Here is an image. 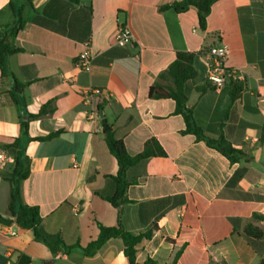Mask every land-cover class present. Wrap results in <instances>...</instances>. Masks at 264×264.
I'll use <instances>...</instances> for the list:
<instances>
[{
    "label": "crops",
    "instance_id": "obj_1",
    "mask_svg": "<svg viewBox=\"0 0 264 264\" xmlns=\"http://www.w3.org/2000/svg\"><path fill=\"white\" fill-rule=\"evenodd\" d=\"M50 1L0 0V25L13 20L10 4L23 6L26 21L14 40L21 52L8 57L6 74L0 71V152L12 159L5 146L22 138L21 123L28 115L45 108V115L28 120L27 135H58L24 143L29 176L20 185V198L38 207L40 233L59 237L67 249L53 253L30 230L18 227L9 236L10 225L0 223V264H128L120 239L108 240L92 256L76 247L97 237V224H116V210L104 198L116 191L112 177L118 165L104 142L102 120L129 155L139 154L151 138L165 152L138 162L125 175L124 230L133 235L147 231L167 206L158 229L137 246L138 263L149 258L170 264L181 250L176 264H258L264 258V222L253 215L264 216V0L262 8L251 10L255 23L244 32L238 9L251 0L216 1L204 30L192 7L181 13L160 10L182 0H78L65 16L69 35L32 23L34 12L41 13ZM119 25L132 34L124 47L115 44ZM84 39L92 60L88 72L76 66ZM218 44L229 48L226 68L244 74L238 97L231 101L228 86L217 92L206 82L199 57L186 106L205 136H222L242 154L234 164L184 133L174 101L148 95L177 53ZM15 82L26 85L21 93L13 91ZM92 89L102 94L86 99L84 93ZM241 169L243 175L234 180ZM10 194L11 185L0 178L4 219H10ZM141 213L148 223L141 221ZM247 224L263 236L245 235Z\"/></svg>",
    "mask_w": 264,
    "mask_h": 264
},
{
    "label": "trees",
    "instance_id": "obj_2",
    "mask_svg": "<svg viewBox=\"0 0 264 264\" xmlns=\"http://www.w3.org/2000/svg\"><path fill=\"white\" fill-rule=\"evenodd\" d=\"M26 1L31 3V0ZM216 1L218 0H182L162 6L160 10L171 9L176 13H181L192 7L196 10L199 27L204 30L211 6ZM71 4H78V0H66L65 4H62L61 0H51L41 13L34 12L32 23L55 33L69 35L66 31L65 16L69 12L68 6ZM10 7L13 12V20L9 24L0 25V71L3 75L7 72L6 61L8 57L21 52L20 49L15 47L14 40L18 32L23 30L26 26V21L22 17L23 6L14 8V6L10 4ZM53 7L54 9H52ZM254 7L262 8L261 0H251L249 6L238 9L239 20L243 32L246 31L245 28L250 26L251 22L255 23L251 18V10ZM87 10L90 11V8ZM83 41L88 40L84 39ZM206 52L207 51L202 50L197 53H177L175 60L158 76L157 81L149 88L148 95L153 99H171L174 101L175 113L181 115L185 122L184 133H190L194 135L197 140L204 141L209 148L216 150L226 157L231 164H234L240 161L242 154L238 150L232 148L230 143L222 136L217 139L205 136L202 130L197 126L193 117V112L186 106L189 94L188 83L197 75L195 70L197 59L205 55ZM25 86V84L15 82L13 91L15 93H21ZM226 86L231 90L230 99L233 101L238 97L241 91V83L231 79ZM204 90V88H201L198 91L202 93ZM14 92L10 93L12 98ZM45 113V108H41L37 114L28 115L27 121L21 123L22 138L13 139L5 146V151H7L13 159V165L12 169L9 171H0V178L11 185L10 200L8 203L10 219H4L0 216V223L3 225H15L18 228L30 230L36 240L45 243L51 252L54 253L60 247L66 250L67 246H65L57 236H44L40 233L39 229L42 218L38 207L25 205L21 202L20 198V185L29 176V159L25 154L24 143L27 141L45 142L58 135V133H52L41 138L28 137V120L40 118L45 115ZM102 123L104 142L115 157L118 165L117 173L112 177L116 184V191L111 197L104 198V200L116 210V224L112 227H105L101 224H97V237L85 247H80L79 244H76V247H79L86 256H92L108 240L120 239L123 243V255L128 264H155V262L149 258L143 263H138L136 261L137 246L143 239H149L158 229L156 222L162 216L167 206L162 205V212L154 217L147 231L133 235L124 230L121 224L123 206L128 203L125 197V190L127 187L125 175L126 171L138 162L149 158L164 157L165 152L158 142L151 138L145 142L139 154L131 156L126 152L123 142L114 138L113 131L105 120H102ZM244 171V169L239 170L235 174L234 180H238L243 175ZM140 219L143 223H148L142 216V213L140 214ZM253 219L264 222V216L253 215ZM244 233L255 239H260L263 236L262 231L251 224L246 225ZM167 241L170 242V240ZM180 254L181 250L177 251L170 264H176ZM258 264H264V258L260 260Z\"/></svg>",
    "mask_w": 264,
    "mask_h": 264
},
{
    "label": "built area",
    "instance_id": "obj_3",
    "mask_svg": "<svg viewBox=\"0 0 264 264\" xmlns=\"http://www.w3.org/2000/svg\"><path fill=\"white\" fill-rule=\"evenodd\" d=\"M132 39V34L126 25H119L115 37V44L119 47L126 46ZM84 49L77 56L76 66L83 72H88L91 68L92 60L89 52V41L83 43ZM229 55V48L225 44H218L210 47L205 55L202 56L205 65V80L213 88L220 92L225 88L229 80L242 82L244 78L243 72L236 69H228L225 62ZM100 89H92L84 93L86 99L91 96H100ZM13 160L6 153L0 152V166L5 167L6 171L12 169ZM9 236L16 235V226H9Z\"/></svg>",
    "mask_w": 264,
    "mask_h": 264
}]
</instances>
